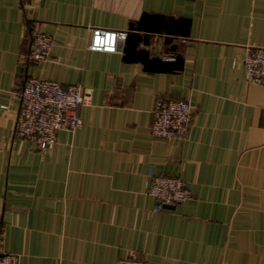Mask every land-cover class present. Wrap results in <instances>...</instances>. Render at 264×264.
<instances>
[{"label": "crops", "instance_id": "1", "mask_svg": "<svg viewBox=\"0 0 264 264\" xmlns=\"http://www.w3.org/2000/svg\"><path fill=\"white\" fill-rule=\"evenodd\" d=\"M144 15L188 23L175 52L164 34L136 48L178 56L176 69L126 57L128 28ZM90 28L126 38L117 53L89 51ZM34 32L52 51L28 68ZM252 47L264 48V0H0V254L20 264H264V84H248L243 67ZM26 76L91 95L80 128L58 132L46 152L13 132ZM157 98L190 105L185 140L151 135ZM151 176L180 178L191 198L155 212Z\"/></svg>", "mask_w": 264, "mask_h": 264}, {"label": "built area", "instance_id": "2", "mask_svg": "<svg viewBox=\"0 0 264 264\" xmlns=\"http://www.w3.org/2000/svg\"><path fill=\"white\" fill-rule=\"evenodd\" d=\"M27 0H19L22 6ZM39 1V0H34ZM126 33L101 28L89 29L87 49L99 53H117L119 43ZM52 51V39L40 32L30 35L27 54L24 57L26 67H35L46 63ZM166 62H174L173 54L163 57ZM245 80L248 84H264V48L252 47L243 59ZM19 102L13 123L14 135L33 143L41 152L52 149L56 135L60 131L74 133L82 122L78 109L90 105V92L79 86H64L57 82L26 76L21 82ZM6 110V107H1ZM153 121L151 135L165 141H183L186 139L192 123L193 114L185 101L157 98L152 109ZM146 193L155 201V212L176 207L191 198L186 184L178 177H150ZM0 264H20L16 254L1 253ZM115 264H147L135 257L125 258Z\"/></svg>", "mask_w": 264, "mask_h": 264}, {"label": "water", "instance_id": "3", "mask_svg": "<svg viewBox=\"0 0 264 264\" xmlns=\"http://www.w3.org/2000/svg\"><path fill=\"white\" fill-rule=\"evenodd\" d=\"M143 33L137 35L136 33ZM165 35L164 44L169 46L170 52H175L177 46L173 44L175 37L188 36V23L185 21L165 19L159 16L144 15L138 23L131 24L127 32V41L125 43L124 53L126 57L135 54L142 60L147 70L152 72H169L176 69L180 64V58L177 56L175 62H162L157 58L149 59V53L145 50H136L139 43L144 46L150 45V35ZM173 207H167L170 209Z\"/></svg>", "mask_w": 264, "mask_h": 264}]
</instances>
